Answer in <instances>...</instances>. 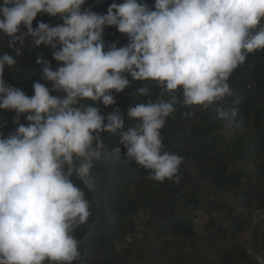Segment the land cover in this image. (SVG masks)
<instances>
[{"label": "clouds", "instance_id": "9594fccd", "mask_svg": "<svg viewBox=\"0 0 264 264\" xmlns=\"http://www.w3.org/2000/svg\"><path fill=\"white\" fill-rule=\"evenodd\" d=\"M86 0H3L0 35L21 54L28 36L37 46L50 45L62 66L43 64L34 96L6 85L4 71L13 56L0 54V109L17 114L16 131L0 135V264H73L82 258L81 241L73 235L91 216L85 192L73 177L89 185L94 161L109 153L101 139L125 122L115 114L105 118L99 108L116 103L113 90L123 92L136 81H154L161 88L157 102L127 109L136 121L121 132L126 159L150 170L156 181L179 182L183 157L166 150L161 129L181 103L208 109L234 95L228 81L249 54L264 50V0H155L152 10L138 0L113 3L107 14L82 6ZM61 17L50 26L33 21L38 14ZM21 26L26 28L22 32ZM127 34L129 44L105 51V27ZM51 92H63V97ZM148 96V86L137 89ZM170 95V100L163 97ZM29 122H19L21 114ZM220 118L227 111L217 108ZM195 116V111L185 112ZM233 115L235 113L233 112Z\"/></svg>", "mask_w": 264, "mask_h": 264}, {"label": "trees", "instance_id": "16d2710c", "mask_svg": "<svg viewBox=\"0 0 264 264\" xmlns=\"http://www.w3.org/2000/svg\"><path fill=\"white\" fill-rule=\"evenodd\" d=\"M123 2L86 0L82 7L107 14L111 4ZM138 2L155 10V0ZM39 22L54 27L63 20L40 13L33 21L34 29ZM21 30L27 31L23 26ZM102 39L105 51L112 44L119 48L130 42L127 34L119 32L115 26L105 27ZM16 48H20L19 42L9 47V38L0 35V54L7 53L16 60L13 67L5 68L6 85L21 89L29 97L34 96V82L44 83L51 90V82L42 79L44 65L37 60L50 62L56 70L62 65L54 59V49L50 45L37 46L31 36L26 38L20 55H16ZM129 80L131 83L123 92L113 90L114 105L105 106L102 101L83 102L99 108L105 118L110 114L118 115L125 127L115 133L101 134L109 153L94 161L88 186L73 177L74 183L85 192L91 211L89 221L73 233L82 242L79 248L82 258L73 264H128L131 253H118L116 246L138 232L135 217L141 213L147 216L144 223L147 243L156 237L169 245L173 242L196 245L199 238L194 224L199 212L208 219L204 239L220 246L216 259L207 264H259L257 257L264 264V218L255 224L252 233L251 247L255 256L249 252L244 238L253 212L264 210V50L249 54L246 62L232 73L228 83L234 95L226 97L223 103L208 109L187 108L182 104V93H175L181 103L176 104V110L166 118L161 136L168 152L183 157L179 182L175 178L162 182L150 179V170L126 159L121 132L136 123L127 116V109L149 100L157 102L161 96L156 82L136 81L130 76ZM145 85L151 94H136L137 89ZM51 94L65 95L63 92ZM163 98L170 100L171 96ZM217 108L227 111L228 116L220 118ZM190 111H195V116L183 115ZM27 115L19 116V122L25 126L29 123ZM16 118L15 111L0 109V135L7 138L16 131ZM231 196L238 200L232 206ZM239 210H248L249 215ZM102 253L110 257H103ZM133 254V258L141 257L140 253ZM171 258L172 264H194L191 257ZM154 261L165 264L163 256Z\"/></svg>", "mask_w": 264, "mask_h": 264}, {"label": "rangeland", "instance_id": "374dc122", "mask_svg": "<svg viewBox=\"0 0 264 264\" xmlns=\"http://www.w3.org/2000/svg\"><path fill=\"white\" fill-rule=\"evenodd\" d=\"M238 200L234 196L229 198L230 205H234ZM239 213H243L245 216L249 215L248 210H239ZM147 216L145 214H139L135 217V221L138 227V232L133 236H128L124 238L123 241L117 244L116 251L118 253L123 254L125 251L133 254L140 253V258H133V255L128 257V264H160L161 261H154L155 258L163 256L165 260V264H172L171 256H181L183 258L191 257L194 260V264H207L214 261L217 257V251L220 248L219 245H212L207 242L205 238V224L208 219L203 215V213L199 212L195 219V230L197 232L199 241L196 245L191 244H183L182 242H173L171 245L165 244L164 240L152 237L150 243L146 242V236H148V232L145 229V221ZM264 218V211H255L253 215L250 217V228L252 227L255 221H260ZM248 232L245 235V240L247 243V247L250 246L248 244ZM167 242V241H166ZM150 250V251H149ZM249 250V249H248ZM103 257H110L109 254L102 253ZM161 260V259H160ZM143 261V262H142ZM193 262V261H192Z\"/></svg>", "mask_w": 264, "mask_h": 264}, {"label": "water", "instance_id": "95a60500", "mask_svg": "<svg viewBox=\"0 0 264 264\" xmlns=\"http://www.w3.org/2000/svg\"><path fill=\"white\" fill-rule=\"evenodd\" d=\"M262 211H264V210H262ZM257 222H258V221H255V222L253 223L252 227L250 228V230H249V232H248L247 239H248V244H249V245L251 244V239H252L253 229H254V226H255V224H256ZM248 249H249V252H250L253 256H255L254 253H253V250H252L251 245L248 246ZM257 259L259 260V264H263L262 261H261V259H260L259 257H257Z\"/></svg>", "mask_w": 264, "mask_h": 264}]
</instances>
